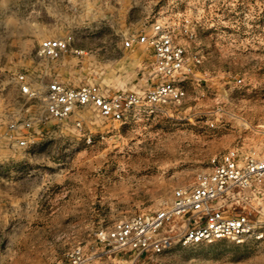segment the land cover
I'll list each match as a JSON object with an SVG mask.
<instances>
[{
    "label": "rangeland",
    "instance_id": "1",
    "mask_svg": "<svg viewBox=\"0 0 264 264\" xmlns=\"http://www.w3.org/2000/svg\"><path fill=\"white\" fill-rule=\"evenodd\" d=\"M156 25L185 52L179 104L142 108L125 123L89 109L65 119L45 114L54 81L150 90V50L122 43ZM64 37L73 41L64 56L39 54L42 40ZM22 83L33 95L20 92ZM263 120L264 0H0V264H57L76 246L99 254L93 230L166 208L212 156L232 148L264 156ZM109 261L264 264V241Z\"/></svg>",
    "mask_w": 264,
    "mask_h": 264
},
{
    "label": "built area",
    "instance_id": "2",
    "mask_svg": "<svg viewBox=\"0 0 264 264\" xmlns=\"http://www.w3.org/2000/svg\"><path fill=\"white\" fill-rule=\"evenodd\" d=\"M71 37L46 39L38 49L42 56L56 60L70 50ZM150 50L153 87L143 94L110 92L96 84L67 87L50 83L44 94L45 114L65 119L70 114L89 109L104 120L125 123L131 115L144 108L149 113L161 107L179 104L185 92L179 77L185 72V52L181 45L161 26L149 34H139L124 40L126 50L134 46ZM199 64V60H194ZM23 81V77H19ZM20 92L33 95L22 83ZM79 126V122L76 123ZM264 142V120L257 126ZM90 139L88 138V142ZM20 145H24L20 141ZM91 238L103 250L85 254L80 246L73 247L57 264H116L112 256L131 253L134 257L160 255L174 246L197 245L216 241L236 244L264 241V156L232 148L214 155L208 169L197 175L194 183L172 191L169 205L153 213H137L114 223L109 228H97Z\"/></svg>",
    "mask_w": 264,
    "mask_h": 264
}]
</instances>
